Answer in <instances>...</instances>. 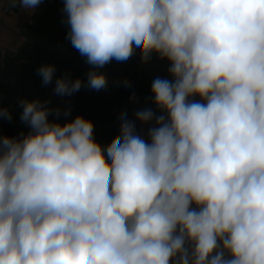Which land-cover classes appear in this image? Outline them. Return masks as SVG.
I'll list each match as a JSON object with an SVG mask.
<instances>
[{
    "label": "clouds",
    "instance_id": "1",
    "mask_svg": "<svg viewBox=\"0 0 264 264\" xmlns=\"http://www.w3.org/2000/svg\"><path fill=\"white\" fill-rule=\"evenodd\" d=\"M63 12L87 87L106 88L96 69L137 49L173 79L152 82L161 114L122 112L106 148L90 119L61 124L50 102L19 101L29 130L0 135V264H264V0H64ZM37 71L48 85L56 68ZM82 86L65 74L54 91Z\"/></svg>",
    "mask_w": 264,
    "mask_h": 264
},
{
    "label": "trees",
    "instance_id": "2",
    "mask_svg": "<svg viewBox=\"0 0 264 264\" xmlns=\"http://www.w3.org/2000/svg\"><path fill=\"white\" fill-rule=\"evenodd\" d=\"M63 8L64 0H43L33 15L32 24L25 25L21 31L25 37L22 47L13 53L0 52V106L7 107L12 114L11 121L7 119L0 121V135L13 137L21 132L27 133L29 129L20 118L23 109L19 101L39 99L50 102L49 107L59 108L61 113L70 107L71 120L77 115H82L93 121L95 140L106 148L118 132L111 119L104 120L107 108L121 107L131 97L151 98L153 96L151 85L155 78L173 79L169 73L162 76L154 75L158 70L169 68L170 64L167 60H161L156 53H153L148 62L143 63L137 49L136 54L127 61L113 60L103 68L96 69L106 75L108 80L106 88L95 90L87 87L88 72L92 66L66 38L68 27L64 23L66 14ZM44 64H53L56 68L53 81L48 85L42 83L37 71ZM134 67L139 68L136 75L140 77L136 86L122 88L118 92L114 84L109 82L128 77ZM65 74H69L73 80L80 78L85 82V86L71 96L56 94L54 91L56 79ZM194 99L200 98L197 96ZM147 108H151L157 115L161 114L155 106ZM99 110L102 111V117L98 116ZM62 116L60 114L57 117L53 114L49 119L64 124L65 115ZM147 132L148 130L140 133L145 140H148Z\"/></svg>",
    "mask_w": 264,
    "mask_h": 264
},
{
    "label": "crops",
    "instance_id": "3",
    "mask_svg": "<svg viewBox=\"0 0 264 264\" xmlns=\"http://www.w3.org/2000/svg\"><path fill=\"white\" fill-rule=\"evenodd\" d=\"M31 13V9H24L18 3L13 6V0H0V52L13 53L22 47L25 37L21 31L25 25L32 24L35 13ZM68 117H65L66 123L72 119Z\"/></svg>",
    "mask_w": 264,
    "mask_h": 264
},
{
    "label": "rangeland",
    "instance_id": "4",
    "mask_svg": "<svg viewBox=\"0 0 264 264\" xmlns=\"http://www.w3.org/2000/svg\"><path fill=\"white\" fill-rule=\"evenodd\" d=\"M138 67H134L132 70V73L128 76V77H121L118 80H111L112 82H109L111 84H114V86L117 88L118 92H120V89L122 88H126V87H135L137 84V81H139L140 77L136 75V72L138 71ZM168 72V68L165 69H161L158 70L154 73V75H158V76H162L163 74L167 75ZM127 80L130 82V86H125L124 81ZM121 81V82H119ZM153 101V96L151 98L148 97H143V96H136V97H131L129 99L126 100V104L125 106H121L120 108L117 109V107H112V108H107V113L104 116V120L105 119H111V122H113L116 127L118 128V132L117 135L118 136L120 134V114L122 112L127 111L129 118H132V113L137 111V110H143L147 107H151V106H155L156 105L152 102ZM157 108V107H156ZM64 115L63 113H61V116ZM69 116V115H68ZM98 116L102 117V111H98ZM63 117V116H62ZM67 117V116H65ZM64 117V119H65ZM69 117L72 118V116L70 115ZM68 117V118H69ZM139 123V122H138ZM151 125H143L141 127V132L147 131L148 128Z\"/></svg>",
    "mask_w": 264,
    "mask_h": 264
}]
</instances>
